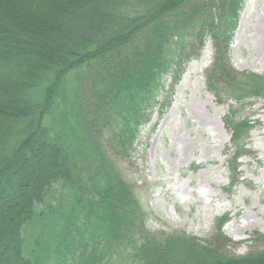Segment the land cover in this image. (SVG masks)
Here are the masks:
<instances>
[{
  "label": "trees",
  "instance_id": "trees-1",
  "mask_svg": "<svg viewBox=\"0 0 264 264\" xmlns=\"http://www.w3.org/2000/svg\"><path fill=\"white\" fill-rule=\"evenodd\" d=\"M243 3L0 0V264H264V236L229 252L226 216L207 240L148 232L119 169L162 76L177 82L206 42L207 90L264 100V76L229 61ZM235 114L236 150L249 126Z\"/></svg>",
  "mask_w": 264,
  "mask_h": 264
},
{
  "label": "rangeland",
  "instance_id": "rangeland-1",
  "mask_svg": "<svg viewBox=\"0 0 264 264\" xmlns=\"http://www.w3.org/2000/svg\"><path fill=\"white\" fill-rule=\"evenodd\" d=\"M263 11L264 0H244L229 47L238 73L264 76ZM211 59L206 42L177 82L174 72L162 76L155 105L119 169L146 214L148 232L207 240L216 220L226 216L222 232L237 244L229 252L243 256L249 241L264 236V100L217 99L205 81ZM231 111L234 123L249 126L236 150L225 123ZM234 152L244 153L233 164L235 172L229 166ZM121 264L132 263L125 257Z\"/></svg>",
  "mask_w": 264,
  "mask_h": 264
},
{
  "label": "bare ground",
  "instance_id": "bare-ground-1",
  "mask_svg": "<svg viewBox=\"0 0 264 264\" xmlns=\"http://www.w3.org/2000/svg\"><path fill=\"white\" fill-rule=\"evenodd\" d=\"M263 16H264V11H263ZM261 28H262V26L260 25V27L258 28V29H259V34L261 33ZM260 38L262 39L263 36H261ZM209 53H210V52H209V50H208V54H209ZM208 59H209V55L205 56V62L208 61Z\"/></svg>",
  "mask_w": 264,
  "mask_h": 264
}]
</instances>
